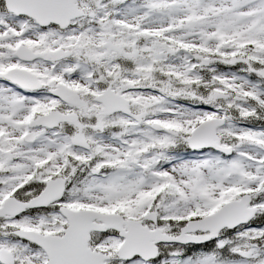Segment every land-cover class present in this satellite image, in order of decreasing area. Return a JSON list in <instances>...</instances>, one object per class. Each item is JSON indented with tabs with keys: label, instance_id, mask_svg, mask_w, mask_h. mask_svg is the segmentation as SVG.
I'll return each instance as SVG.
<instances>
[{
	"label": "snow or ice",
	"instance_id": "obj_1",
	"mask_svg": "<svg viewBox=\"0 0 264 264\" xmlns=\"http://www.w3.org/2000/svg\"><path fill=\"white\" fill-rule=\"evenodd\" d=\"M0 264H264V0H0Z\"/></svg>",
	"mask_w": 264,
	"mask_h": 264
}]
</instances>
